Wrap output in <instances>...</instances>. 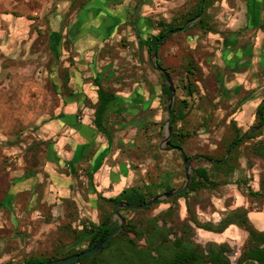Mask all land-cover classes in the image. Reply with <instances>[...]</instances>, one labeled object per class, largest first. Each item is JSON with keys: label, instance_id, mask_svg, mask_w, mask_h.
Here are the masks:
<instances>
[{"label": "rangeland", "instance_id": "rangeland-1", "mask_svg": "<svg viewBox=\"0 0 264 264\" xmlns=\"http://www.w3.org/2000/svg\"><path fill=\"white\" fill-rule=\"evenodd\" d=\"M48 2L0 0V210L4 213L0 217V249L9 252L11 260H24L29 264L50 257L63 258L75 249L85 248V241L75 242L78 232L91 221L99 222L104 209L111 208V205L98 199L97 192L91 186L93 175L103 163L96 151L86 161L72 158L65 159L62 165L60 163V172L72 176L75 181L66 194H50L51 187L46 184L50 171L45 165L51 159L50 153L57 139L44 130L45 124L59 117H69L79 123L94 118L91 100L85 101V106L90 110L79 108L73 113L65 112L69 109L65 94L70 92V77L80 61L68 42L60 49L52 48L47 30L51 18ZM66 20L68 24L70 14ZM189 37L191 34L188 30L170 34L169 40L184 38L187 41ZM113 47L105 49V52L110 53L109 58L100 54L104 63L97 58L94 63H89V68L95 69L101 64L105 73L114 72L110 61L117 54V49ZM192 50L199 54L196 48ZM180 53L178 57H172L178 72L184 78L187 75L191 77L193 88L198 90L199 95L201 89L205 88L211 100H215L216 97L210 91V87L216 88L217 83L213 67L206 64L210 70L206 75L204 66L192 52L183 48ZM84 56L86 54H81V57ZM178 72L173 74L175 78ZM117 78H122L121 73ZM196 78L199 82L195 81ZM106 88L113 87L107 85ZM199 100L200 109H207L206 102L202 98ZM188 105L192 107L194 104L190 101ZM184 116V119L190 120V123H186V126L190 125L189 130H198L200 121L191 114ZM255 121L257 126L259 118ZM205 126L207 129L202 130L201 134L195 131L191 132L190 137H185L183 147L187 155L201 156L194 159V166H207L208 176L222 182L216 187L192 192L188 198H179L180 220L190 219L188 204L201 222L215 224L236 207H245L254 225L264 230V224L259 223L261 220L264 222V189L261 186L264 177V127L254 131L252 138L244 139L233 149L226 164H220L207 161L206 158H221L237 136V130L226 122H221L217 130L213 121H208ZM63 133V130L57 132L60 136ZM162 140L160 137L144 153L138 152V159L141 160H137L140 176L136 187L144 189L151 185L154 191L160 192L157 184L162 181L163 187L167 183L177 189L184 186V159L179 151L168 152V145H161ZM65 147L69 149V145ZM93 157L95 161H92ZM113 162L110 160L109 164ZM20 172L23 173L22 179L38 172L44 175V179L36 188H20V184L16 186L19 177L15 176ZM248 187L262 194L251 196ZM169 198L161 199L164 201L145 211L125 214L134 218L155 216L170 206L172 201H168ZM247 236L243 228L231 225L222 233L195 227L194 238L203 245L209 241L229 243L231 251L228 255L232 261H236L246 246Z\"/></svg>", "mask_w": 264, "mask_h": 264}, {"label": "crops", "instance_id": "crops-1", "mask_svg": "<svg viewBox=\"0 0 264 264\" xmlns=\"http://www.w3.org/2000/svg\"><path fill=\"white\" fill-rule=\"evenodd\" d=\"M199 1L49 0L51 18L47 30L52 48L60 49L68 42L80 61L79 68H74L70 77V92L65 94L69 109L65 112L73 113L79 108L90 110L85 101L91 100L94 105L91 113L95 117L99 89L116 95L105 119L107 133L96 127L94 118L79 123L69 117H59L45 124L44 130L57 139L50 153L51 159L45 165L50 171L46 183L51 187L50 194H66L75 185L72 176H65L59 170L65 159L86 161L95 151L103 163L93 175L91 186L94 191L111 197L136 186L140 176L137 160H141L138 152L144 153L156 139H164L166 133L168 109L162 72L155 68V61L149 56L147 41L165 30L167 23L179 29L189 22L184 30L175 33L189 30L191 34L187 41L184 38L171 41L169 35L159 47L157 56L163 68H168L172 74L178 108L200 121L198 130L191 131L190 125L186 126L190 120L183 118L178 122V128L185 131L187 127L190 134L195 131L201 134L202 130L206 131L207 122L213 121L216 130L220 129L221 122L234 125L242 134L254 129L257 109L264 102V0H204L201 17L191 19ZM201 18L202 24L198 23ZM112 45L117 49L110 61L114 72L105 73L101 64L95 69L89 68V63H94L97 58L104 63L100 54L110 56L105 49H111ZM183 48L193 53L204 66L206 75L210 73L206 64L213 67L217 83L216 88L210 87V91L215 100L212 101L202 87L199 95L193 88L191 77L184 78L178 72L172 57H178ZM192 48H196L199 54ZM81 54L86 56L81 57ZM175 72H178L176 78L173 76ZM120 73L122 78H117ZM189 79L194 91L191 96L185 88ZM107 85L113 88H106ZM201 98L207 109L198 106ZM183 100L187 101L185 108ZM190 101L194 104L192 107H188ZM60 130H63V136L57 134ZM173 147L167 151H179ZM110 160L114 162L109 164ZM92 161H95L94 157ZM22 175L21 172L15 175L19 177L16 186L20 184V188H36L44 179L40 172L25 179L21 178ZM161 191L164 193L163 189ZM3 214L0 210L1 218ZM259 223L264 224L262 220ZM11 259L9 252L0 249V264L12 262ZM13 262L25 264L24 260Z\"/></svg>", "mask_w": 264, "mask_h": 264}, {"label": "trees", "instance_id": "trees-1", "mask_svg": "<svg viewBox=\"0 0 264 264\" xmlns=\"http://www.w3.org/2000/svg\"><path fill=\"white\" fill-rule=\"evenodd\" d=\"M200 3L201 0L199 1L197 9L192 14L191 19L197 17ZM202 22V18L198 20V23L202 24ZM175 27V25L167 23L165 30L154 35L150 41H147L150 58H152V47L156 41L168 31L175 29ZM164 41L159 44L158 50ZM154 65L163 67L158 58ZM165 69L169 71L168 68ZM169 73L172 76L171 72ZM161 76L163 79L164 94L167 97L166 109H168L171 91L165 75L161 73ZM191 83L189 79L188 84L185 85L190 96L194 92ZM115 98L116 95L114 93L106 91L103 88L99 89L94 124L99 130L106 133L109 130L105 126V119L110 109V103ZM182 103L185 108L187 101L183 100ZM184 115L181 109L178 108L175 99L172 109V135L167 142L168 146L183 147L184 138L191 135L190 132L184 131L183 128H178L177 126L180 119L185 117ZM257 117L259 118V124L254 129L241 134L239 128H235L238 134L228 148L225 149L222 157L217 159L206 158L207 161L226 164L232 156L233 149L237 148L244 139L252 138L254 131L264 127V102L258 107ZM254 137L256 138V136ZM227 150L229 151L227 152ZM188 157H192V173L187 192L170 197L168 200L172 201L170 206L165 211L151 217H127L125 212L145 211L164 200H159L142 210L119 208L118 212L125 218L126 223L113 239L100 251L67 264H264V230L258 229L250 220L247 208L236 207L215 224L213 222H201L196 214L192 212L188 204V210L191 215L190 219L187 221L180 220L178 214L179 198H188L192 192H197L205 187H216L222 182V180L216 181L208 176L207 166L193 165L194 159L201 157L199 154L195 156L188 155ZM152 183L155 184L156 182ZM163 184L164 182L157 184L158 190L163 189L164 192H168L177 189L168 186V183L166 187H163ZM150 186L147 185L144 189L133 186L111 197L103 196L102 193L98 192V199L111 205V208L104 209L99 222L91 221L89 224H85L83 229L78 232L75 242L85 241L86 247L75 249L63 256V258L81 253L102 242L120 223L119 219L115 218L113 213L112 208L114 205L117 202H126L134 205L142 204L159 192L154 191ZM261 186L264 189V177L261 180ZM248 190L251 196H259L262 194V192L254 191L249 187ZM231 225L243 228L248 233L246 246L236 261H232L228 255L231 251L229 243L209 241L203 245L194 238L195 227L222 233ZM54 259L58 258L50 257L48 259H40L34 264H45ZM25 264L29 263L25 262Z\"/></svg>", "mask_w": 264, "mask_h": 264}, {"label": "water", "instance_id": "water-1", "mask_svg": "<svg viewBox=\"0 0 264 264\" xmlns=\"http://www.w3.org/2000/svg\"><path fill=\"white\" fill-rule=\"evenodd\" d=\"M203 6H204V0H201V7L198 13V16L196 19L200 18L202 13H203ZM189 24V22H187L183 27L179 28V29H173L168 31L166 34H164L163 36H161L156 43L153 45L152 47V58L153 61L157 60V56H158V46L161 42H163L170 34L175 33L177 31H182L185 29V27ZM155 68H157L160 72H162L165 75V78L169 84V88L171 91L170 94V101H169V105H168V121L166 124V133H165V137L162 140L163 144H167V142L169 141V139L171 138L172 135V109H173V105H174V99H175V85L173 82V79L170 75V73L164 69L163 67H157L155 65ZM176 150H179L184 162H185V168H186V174H185V184L182 188L179 189H175V190H171L168 192H164V193H160L157 194L151 198H149L148 200H146L145 202H143L142 204H138V205H134V204H130V203H126V202H117L114 207H113V213L115 215L116 218L119 219L120 223L119 225L116 227L115 230H113L102 242L98 243L96 246L85 250L81 253L78 254H74L65 258H59V259H54L51 260L45 264H67L70 262H74L77 261L78 259H81L85 256L88 255H92L98 251H100L101 249H103V247L105 245H107L110 240L113 239V237L121 230V228L123 227V225L126 223L125 218L118 212L119 208H128V209H133V210H142L148 206H150L151 204L163 199V198H169L181 193H185L187 192L188 188H189V183H190V179H191V173H192V166H191V159L192 157H188L184 151V149L180 146H174L173 147ZM167 149H172L171 147H168ZM5 264H23V263H17V262H7Z\"/></svg>", "mask_w": 264, "mask_h": 264}]
</instances>
